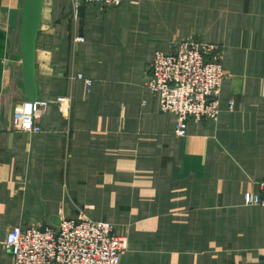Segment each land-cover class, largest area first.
Segmentation results:
<instances>
[{
  "label": "crops",
  "instance_id": "0c3cea01",
  "mask_svg": "<svg viewBox=\"0 0 264 264\" xmlns=\"http://www.w3.org/2000/svg\"><path fill=\"white\" fill-rule=\"evenodd\" d=\"M137 1L43 0L35 76L48 107L31 135L15 120L29 101L26 0H0V264H13L14 227L86 218L127 237L122 264H264V213L245 203L264 181V0ZM176 39L218 44L227 75L218 120L183 138L144 86Z\"/></svg>",
  "mask_w": 264,
  "mask_h": 264
},
{
  "label": "built area",
  "instance_id": "2783aa9c",
  "mask_svg": "<svg viewBox=\"0 0 264 264\" xmlns=\"http://www.w3.org/2000/svg\"><path fill=\"white\" fill-rule=\"evenodd\" d=\"M76 8L85 5L121 8L128 0H71ZM183 42L168 52L158 51L148 70L146 88L158 102L161 113L176 118L175 135L187 136L189 122H216L226 72L222 52ZM81 77V76H80ZM92 81L86 80L91 90ZM39 101H28L15 111L21 132L38 134L43 116ZM229 108L233 109L231 102ZM261 194H247V205L260 206L264 213V181ZM128 240L112 224L92 219H63L57 227H14L5 240L13 264H122Z\"/></svg>",
  "mask_w": 264,
  "mask_h": 264
},
{
  "label": "water",
  "instance_id": "95a60500",
  "mask_svg": "<svg viewBox=\"0 0 264 264\" xmlns=\"http://www.w3.org/2000/svg\"><path fill=\"white\" fill-rule=\"evenodd\" d=\"M43 0H26L22 8V63L24 85L29 101H36L35 45L42 20Z\"/></svg>",
  "mask_w": 264,
  "mask_h": 264
},
{
  "label": "rangeland",
  "instance_id": "374dc122",
  "mask_svg": "<svg viewBox=\"0 0 264 264\" xmlns=\"http://www.w3.org/2000/svg\"><path fill=\"white\" fill-rule=\"evenodd\" d=\"M70 3H71V5H72V7L75 9V10H77V9H80L81 7H83V6H81V7H79V8H76V6H75V4L70 0ZM138 5V1L137 0H128V2H127V4L126 5ZM126 5H124V6H126ZM85 6H92V5H85ZM123 6V7H124ZM122 7V8H123ZM113 9H119V8H113ZM121 9V8H120ZM83 39L82 38H77L76 39V41L77 42H80V41H82ZM174 42L175 43H171V45H170V48H168L166 51H162V52H168V51H170V50H172L173 49V47L174 46H177V45H179V44H182L183 42H191V43H194V44H196V45H201V46H203V48H207L206 46H208V47H212L214 50H215V47H217L218 49H219V46H218V44H215V43H206V42H199V41H196V40H194V39H192V40H184L183 41V39H176V40H174ZM219 51H220V49H219ZM158 52V51H157ZM157 52H155V54L157 53ZM155 54H154V56H155ZM154 56H153V58H154ZM223 56V55H222ZM152 61H153V59H152ZM151 61V62H152ZM151 64V63H150ZM150 64H149V66H150ZM149 66H148V70H149ZM78 76H81V75H78ZM146 84H147V78H146V81H145V84H144V86H145V89L148 91V89L146 88ZM92 86H93V81H92ZM87 91V90H86ZM91 92V90H88L87 91V94H89ZM149 92V91H148ZM36 101H38V98H37V100ZM41 104H42V106H43V108H42V111L43 112H45V110L47 109V107H48V103L47 102H45V101H39ZM59 103H60V105L62 106V107H64V106H66V105H68L67 103H68V100L67 99H64V98H61V99H59ZM145 104V103H144ZM62 220L63 219H61V221L59 222V224L62 222ZM113 226V225H112ZM125 237V236H124ZM127 238V237H126ZM128 240V239H127Z\"/></svg>",
  "mask_w": 264,
  "mask_h": 264
},
{
  "label": "bare ground",
  "instance_id": "6f19581e",
  "mask_svg": "<svg viewBox=\"0 0 264 264\" xmlns=\"http://www.w3.org/2000/svg\"><path fill=\"white\" fill-rule=\"evenodd\" d=\"M129 244V243H128ZM129 246V245H128Z\"/></svg>",
  "mask_w": 264,
  "mask_h": 264
}]
</instances>
